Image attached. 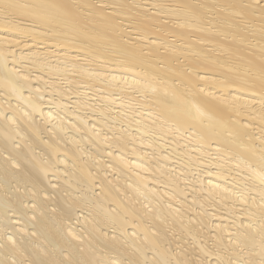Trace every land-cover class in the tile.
Returning <instances> with one entry per match:
<instances>
[{"label":"bare ground","instance_id":"obj_1","mask_svg":"<svg viewBox=\"0 0 264 264\" xmlns=\"http://www.w3.org/2000/svg\"><path fill=\"white\" fill-rule=\"evenodd\" d=\"M0 264H264V0H0Z\"/></svg>","mask_w":264,"mask_h":264}]
</instances>
